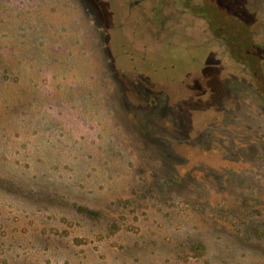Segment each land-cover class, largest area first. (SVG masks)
<instances>
[{
  "label": "rangeland",
  "instance_id": "1",
  "mask_svg": "<svg viewBox=\"0 0 264 264\" xmlns=\"http://www.w3.org/2000/svg\"><path fill=\"white\" fill-rule=\"evenodd\" d=\"M0 264H264V0H0Z\"/></svg>",
  "mask_w": 264,
  "mask_h": 264
}]
</instances>
